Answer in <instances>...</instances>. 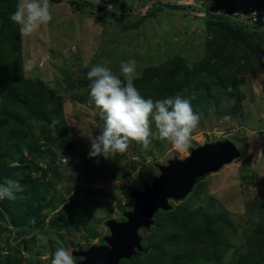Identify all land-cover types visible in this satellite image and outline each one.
<instances>
[{"label":"trees","instance_id":"1","mask_svg":"<svg viewBox=\"0 0 264 264\" xmlns=\"http://www.w3.org/2000/svg\"><path fill=\"white\" fill-rule=\"evenodd\" d=\"M18 2L0 0V183L10 178L19 181L24 190L16 193L14 200H0V235L9 232L0 242V264H41L36 234L45 220L48 219V229L72 234L84 226L82 214L92 192L88 186L73 189L66 185L70 193L65 200L54 189V180H59L58 168L62 165L57 162L58 152L68 159L64 166L72 163L76 143L68 138L61 87H57L61 81L49 85L41 77L25 75L20 26L10 20ZM254 2L261 21L253 24L234 18L233 5L224 11L221 7L219 11H212L211 0H205L204 15L191 16L188 10L198 9L196 6L168 3L167 6L187 15L188 28L197 21L204 39L191 56L181 51L144 67L134 80L140 94L153 101L181 95L190 100L193 111L197 107L217 106L218 115L224 113L231 117L232 124L241 125L239 78L250 74L264 77V0ZM72 3L77 9L82 2ZM97 7L107 16H116L104 6L97 4ZM143 17L129 25L123 22V14L115 18L132 28L142 23ZM90 68H84V78L76 89L77 96H82L80 101L89 95L87 72ZM118 76L123 80L122 75ZM221 101L226 103L225 110L219 107ZM99 112L96 107V117L103 129ZM39 138L48 148L41 146ZM242 147L245 152L246 139L242 140ZM125 154L126 151L108 155L106 161L112 175L121 173L119 164ZM40 161L47 167L42 168ZM242 181L243 185L252 183V178ZM199 188L198 185L193 194ZM251 196L245 200L246 210L257 215L259 221L251 223L250 231L244 230L242 236L235 234V222L229 213L218 208L216 197L205 195L198 206L183 202L167 211L157 210L152 226L142 228L146 232L141 235L142 250L121 260L120 264H196L200 259L213 264H264V193ZM246 223L249 225L248 220ZM9 224L14 227L12 233L7 228ZM235 236L244 239L242 248L236 249L226 262L231 238ZM11 240L15 241L14 245Z\"/></svg>","mask_w":264,"mask_h":264},{"label":"rangeland","instance_id":"2","mask_svg":"<svg viewBox=\"0 0 264 264\" xmlns=\"http://www.w3.org/2000/svg\"><path fill=\"white\" fill-rule=\"evenodd\" d=\"M72 1L78 0H50L53 19L41 24L30 35H23L20 31L25 75L41 77L49 85L61 81L57 87H61L59 92L63 97L68 138L76 143L77 152L72 163L64 166L68 159L58 152L57 162L62 165L58 168L60 178L54 180V189L65 200L70 193L67 190L69 187L88 186L92 192L82 214L84 226L72 234L48 229V219L45 220L44 226L36 234L41 264H51L52 254L57 247H64L71 253L72 250L84 249L100 242L103 236L109 234L105 221L123 219L122 212L130 210L132 206L130 192L140 191L144 184H150L158 175V165L166 164L174 156L183 158L189 154L190 148L218 139L234 142L241 152L240 157L218 172L197 179L187 199L171 201V204L173 207L185 202L194 207L202 204L200 201L205 195H211L218 200V208L229 213L230 219L235 222L237 236H242L244 230L249 232L259 218L247 212L245 200L254 193H264L263 75L250 74L239 78L241 125L225 121L224 113L218 115L215 112L217 106L197 107L194 112L200 115V121L191 134L187 150H177L166 139H153L148 147L130 141L125 157L119 164L121 173L112 175L103 156H89L91 141L100 134L102 127L96 117L97 106L93 98L84 95L80 101L82 96H77L76 89L84 78V68L107 61L114 74L122 75L120 62L131 59L136 61V70L140 74L144 67L172 54L183 51L188 53L187 56L193 55L197 45H202L204 39L197 21H193L188 28V24H185L187 15L167 4L194 5L198 9L188 10L189 15L203 16L206 7L202 3L205 0H100L98 4L101 6H114L115 17L123 14L125 24L135 23L144 15V21L132 28H127L115 17L107 16L97 7L96 0H79L82 3L78 4L77 9ZM211 3L214 5L212 11H219L220 7L224 11L229 5H233V11L256 5L254 0H211ZM141 6L148 7L143 9ZM27 62H34L31 70L26 68ZM219 107L225 110V101H221ZM149 122L151 132L158 134L151 115ZM243 139L248 142L245 152L242 151ZM39 143L43 148H48L43 139L39 138ZM39 165L47 167L42 161ZM243 178H252V183L243 185ZM66 185L69 187L65 188ZM198 185L201 188L193 194ZM7 228L11 229V233L14 230L10 224ZM8 234H1L0 242ZM140 234L145 235L146 232L141 229ZM243 240L236 236L231 238L232 247L225 256L226 262L236 249L242 248ZM11 244L14 245L15 241L11 240ZM73 258L75 262L78 261V258ZM196 264L213 263L200 259Z\"/></svg>","mask_w":264,"mask_h":264},{"label":"clouds","instance_id":"3","mask_svg":"<svg viewBox=\"0 0 264 264\" xmlns=\"http://www.w3.org/2000/svg\"><path fill=\"white\" fill-rule=\"evenodd\" d=\"M99 2L100 0H96L97 4ZM108 10L114 11L115 8L109 4ZM252 16L254 22L257 13L253 12ZM52 19L50 0H19L16 10L10 15V20L20 26L23 35H30L41 24ZM33 67L34 62L26 63L29 70ZM120 72L123 80L113 73L107 61L93 65L87 72V79L90 81L89 95L100 109L99 115L104 121L102 131L91 141L89 156H103L107 159L109 154L125 152L130 141H137L148 147L153 139H166L177 150H187L191 134L200 121V115L193 111L190 100L181 95L156 101L145 99L134 86V80L139 77L135 60L121 61ZM234 102L233 99L232 103ZM51 107L49 105V110ZM150 115L153 116L158 134L150 130ZM223 119L230 121L231 117L226 115ZM56 123L57 121H53V124ZM23 190L19 181L5 179L0 183V200H14L15 194ZM171 201L175 200H170V203ZM73 257L66 248L57 247L52 254L51 264H76Z\"/></svg>","mask_w":264,"mask_h":264},{"label":"water","instance_id":"4","mask_svg":"<svg viewBox=\"0 0 264 264\" xmlns=\"http://www.w3.org/2000/svg\"><path fill=\"white\" fill-rule=\"evenodd\" d=\"M240 155L234 142L218 139L190 148L183 158L174 156L166 164L158 165V175L150 184L130 192L132 209L123 211L124 219L105 221L109 230L103 238L105 244L71 251L72 256L80 258L76 264H120L121 260L131 258L142 250L139 230L151 227L157 210H170V200L185 198L198 178L218 172Z\"/></svg>","mask_w":264,"mask_h":264},{"label":"built area","instance_id":"5","mask_svg":"<svg viewBox=\"0 0 264 264\" xmlns=\"http://www.w3.org/2000/svg\"><path fill=\"white\" fill-rule=\"evenodd\" d=\"M253 12L257 13V17H256L254 22H253V16H252ZM232 15L234 16V18L238 19L240 22L249 21L248 23H252L253 24V23H257V22L261 21V18L258 15V11L254 7L252 8V6H250V7H246L245 6V8L242 7V8L236 9V10L233 11ZM246 17H249V20H247Z\"/></svg>","mask_w":264,"mask_h":264},{"label":"flooded vegetation","instance_id":"6","mask_svg":"<svg viewBox=\"0 0 264 264\" xmlns=\"http://www.w3.org/2000/svg\"><path fill=\"white\" fill-rule=\"evenodd\" d=\"M105 236H103V238H104ZM103 238H102V240L100 241V242H98V243H96V245H103L105 242H104V240H103ZM87 248V247H86ZM85 248V249H86ZM78 260H80V258H78Z\"/></svg>","mask_w":264,"mask_h":264}]
</instances>
